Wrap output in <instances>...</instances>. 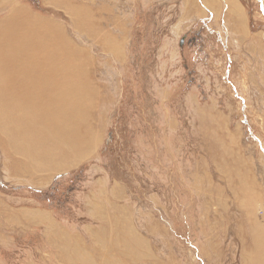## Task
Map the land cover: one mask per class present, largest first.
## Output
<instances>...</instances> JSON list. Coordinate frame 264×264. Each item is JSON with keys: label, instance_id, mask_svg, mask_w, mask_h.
Returning a JSON list of instances; mask_svg holds the SVG:
<instances>
[{"label": "rangeland", "instance_id": "obj_1", "mask_svg": "<svg viewBox=\"0 0 264 264\" xmlns=\"http://www.w3.org/2000/svg\"><path fill=\"white\" fill-rule=\"evenodd\" d=\"M233 1L0 0V27L20 8L60 34L85 87L76 149L37 159L0 131V264H254L264 0Z\"/></svg>", "mask_w": 264, "mask_h": 264}, {"label": "bare ground", "instance_id": "obj_2", "mask_svg": "<svg viewBox=\"0 0 264 264\" xmlns=\"http://www.w3.org/2000/svg\"><path fill=\"white\" fill-rule=\"evenodd\" d=\"M230 3L233 10H239L235 1L230 0ZM16 10L18 12L13 11L14 14L3 20L0 27V47L4 43L5 50L10 51L8 59L0 66V131L10 147L37 159L49 155L48 145L59 149L63 142L71 146L70 149H76L78 141L74 131L78 130L72 131L71 126L78 110L69 92L74 88L85 90L84 86L73 83L82 73L79 69L69 71L70 60H62L59 50L64 47V41L55 29L38 17L26 16L20 8ZM262 10L264 12V8ZM62 68H65L63 73L68 74L69 89L61 86L55 93H50L53 92L51 85L55 84H50L48 77L53 71L61 72ZM51 80H55L54 76ZM47 91H50L49 95L45 93ZM250 253L254 264H264V231L261 227L255 231Z\"/></svg>", "mask_w": 264, "mask_h": 264}, {"label": "trees", "instance_id": "obj_3", "mask_svg": "<svg viewBox=\"0 0 264 264\" xmlns=\"http://www.w3.org/2000/svg\"><path fill=\"white\" fill-rule=\"evenodd\" d=\"M52 191H51V193H52ZM43 194L46 196L47 200H52L53 199V198L50 197V195L48 193H43ZM43 194H41V195H43ZM64 198H65V196H64ZM64 198H62L59 202H57L58 208H59V206H62V204H66L65 202H66L67 199L66 198L64 199ZM57 206H55V207H57Z\"/></svg>", "mask_w": 264, "mask_h": 264}, {"label": "crops", "instance_id": "obj_4", "mask_svg": "<svg viewBox=\"0 0 264 264\" xmlns=\"http://www.w3.org/2000/svg\"><path fill=\"white\" fill-rule=\"evenodd\" d=\"M204 3H206L207 2V0H202ZM229 3V2H228ZM232 4V3H231ZM232 7H234V6H232Z\"/></svg>", "mask_w": 264, "mask_h": 264}, {"label": "water", "instance_id": "obj_5", "mask_svg": "<svg viewBox=\"0 0 264 264\" xmlns=\"http://www.w3.org/2000/svg\"><path fill=\"white\" fill-rule=\"evenodd\" d=\"M261 11H262V13L264 14V12H263L262 8H261Z\"/></svg>", "mask_w": 264, "mask_h": 264}]
</instances>
